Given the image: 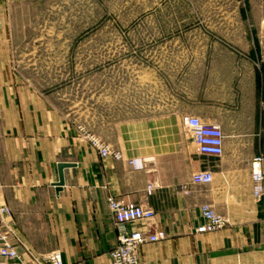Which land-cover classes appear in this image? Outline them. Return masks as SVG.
Masks as SVG:
<instances>
[{"label": "crops", "instance_id": "obj_1", "mask_svg": "<svg viewBox=\"0 0 264 264\" xmlns=\"http://www.w3.org/2000/svg\"><path fill=\"white\" fill-rule=\"evenodd\" d=\"M27 12V2L0 0V196L24 246L38 257L60 251L64 264H111L109 253L117 245L108 207L113 197L152 208V230L166 235L141 247L142 264H264V224L252 187V162L264 158V52L255 48L203 74L229 78L222 97L193 92L185 110L149 122L100 120L97 135L122 156L102 159L54 93L16 69L15 60L32 59L39 46L51 44L27 45L18 35V19ZM185 116L222 128L221 158L197 152L183 129ZM134 159L143 160V169L129 164ZM60 164L71 167L57 192ZM205 169L213 181L191 184V176ZM149 184L155 186L151 196ZM202 205L229 225L197 234ZM130 228L148 230L144 223Z\"/></svg>", "mask_w": 264, "mask_h": 264}, {"label": "rangeland", "instance_id": "obj_2", "mask_svg": "<svg viewBox=\"0 0 264 264\" xmlns=\"http://www.w3.org/2000/svg\"><path fill=\"white\" fill-rule=\"evenodd\" d=\"M20 2L29 12L18 35L51 44L15 60L16 69L94 135L100 120L149 122L185 110L193 92L222 97L229 78L203 74L264 52V0Z\"/></svg>", "mask_w": 264, "mask_h": 264}, {"label": "built area", "instance_id": "obj_3", "mask_svg": "<svg viewBox=\"0 0 264 264\" xmlns=\"http://www.w3.org/2000/svg\"><path fill=\"white\" fill-rule=\"evenodd\" d=\"M20 1L23 0H6L8 3ZM182 125L184 131L192 138L200 155L212 158L223 156L225 135L219 125L206 124L196 116L183 117ZM77 128L81 138L89 142L102 159L108 157L115 160L122 159L121 154L100 137L89 133L82 126ZM129 164L136 170L144 167V162L140 159L130 160ZM212 181L213 172L209 169L198 171L191 176V184L194 185H207ZM252 187L253 195L261 206L264 224V158L262 156L254 158L252 162ZM154 189V184H149L146 189L147 195L151 196ZM108 207L117 228V245L109 253L111 264H142L141 247L166 237L164 232L151 228L155 218L154 210L143 204L125 202L113 197L108 198ZM200 214L204 223L196 229L197 234L213 233L229 225V220L216 213L209 205H202ZM12 217L11 208L2 202L0 196V264H64L60 251H53L46 257H38L25 247L14 230ZM137 223H144L148 230L130 228ZM20 248H23V252Z\"/></svg>", "mask_w": 264, "mask_h": 264}, {"label": "water", "instance_id": "obj_4", "mask_svg": "<svg viewBox=\"0 0 264 264\" xmlns=\"http://www.w3.org/2000/svg\"><path fill=\"white\" fill-rule=\"evenodd\" d=\"M69 167H71L70 164H60L58 166L59 182L55 185L57 192H60L61 187L64 185V174H63V171H64V169L69 168Z\"/></svg>", "mask_w": 264, "mask_h": 264}]
</instances>
